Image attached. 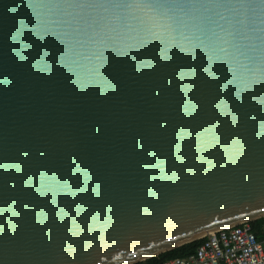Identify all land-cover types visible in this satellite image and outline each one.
Here are the masks:
<instances>
[{"label":"water","instance_id":"95a60500","mask_svg":"<svg viewBox=\"0 0 264 264\" xmlns=\"http://www.w3.org/2000/svg\"><path fill=\"white\" fill-rule=\"evenodd\" d=\"M264 216V0H0V264H137Z\"/></svg>","mask_w":264,"mask_h":264},{"label":"built area","instance_id":"2783aa9c","mask_svg":"<svg viewBox=\"0 0 264 264\" xmlns=\"http://www.w3.org/2000/svg\"><path fill=\"white\" fill-rule=\"evenodd\" d=\"M200 241L195 253L162 264H264V216L215 231Z\"/></svg>","mask_w":264,"mask_h":264},{"label":"trees","instance_id":"16d2710c","mask_svg":"<svg viewBox=\"0 0 264 264\" xmlns=\"http://www.w3.org/2000/svg\"><path fill=\"white\" fill-rule=\"evenodd\" d=\"M260 223H257L255 226L258 227ZM201 244V241H196L191 244L182 246L180 248H177L173 251L161 254L157 257H154L152 259H149L146 264H162L168 260L176 259V258H186L190 256L191 254L195 253L196 249Z\"/></svg>","mask_w":264,"mask_h":264}]
</instances>
